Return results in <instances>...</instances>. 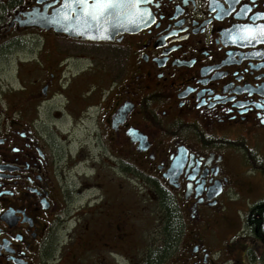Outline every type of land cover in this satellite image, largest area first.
I'll list each match as a JSON object with an SVG mask.
<instances>
[{"label":"flooded vegetation","instance_id":"1","mask_svg":"<svg viewBox=\"0 0 264 264\" xmlns=\"http://www.w3.org/2000/svg\"><path fill=\"white\" fill-rule=\"evenodd\" d=\"M117 3L0 0V264H264V0Z\"/></svg>","mask_w":264,"mask_h":264},{"label":"snow or ice","instance_id":"2","mask_svg":"<svg viewBox=\"0 0 264 264\" xmlns=\"http://www.w3.org/2000/svg\"><path fill=\"white\" fill-rule=\"evenodd\" d=\"M69 2L82 5L85 11L90 10L93 18L99 15L110 14L109 9L112 7L122 6L117 3V0H92L91 3H89V0H69ZM239 30L242 33V40L246 39L251 41L253 39H258L260 36H264V24L259 27L245 24L241 25Z\"/></svg>","mask_w":264,"mask_h":264},{"label":"rangeland","instance_id":"3","mask_svg":"<svg viewBox=\"0 0 264 264\" xmlns=\"http://www.w3.org/2000/svg\"><path fill=\"white\" fill-rule=\"evenodd\" d=\"M246 168V167H245ZM256 172L254 171H251L249 170L248 171V177L250 176H253L255 175ZM244 177H246L244 175ZM259 191H261V188L259 189ZM245 194H231V205L235 208H232L230 205H228L229 207L226 206L225 204V208H227V211L228 213H233V209L236 211V224H237V227L240 228L239 230L241 231H246L247 228L246 226L244 225L243 223V216L245 215L250 203H253L255 202L256 200L255 199H259V198H262L264 197V188L263 190L259 193V194H256V195H252V197L250 198H244ZM248 260V263L251 262V260H249V258H247ZM247 260H245L246 264H247Z\"/></svg>","mask_w":264,"mask_h":264},{"label":"trees","instance_id":"4","mask_svg":"<svg viewBox=\"0 0 264 264\" xmlns=\"http://www.w3.org/2000/svg\"><path fill=\"white\" fill-rule=\"evenodd\" d=\"M264 171V167H259ZM243 223L250 231L256 230L258 234H264V197L249 205Z\"/></svg>","mask_w":264,"mask_h":264},{"label":"crops","instance_id":"5","mask_svg":"<svg viewBox=\"0 0 264 264\" xmlns=\"http://www.w3.org/2000/svg\"><path fill=\"white\" fill-rule=\"evenodd\" d=\"M263 178H264V175H262L261 173L259 172H256L255 176H252L250 179H249V182L252 183V181H254L255 179L260 181V183L263 182ZM259 194V193H258ZM252 196L250 195H245L244 198H250ZM255 200H258V199H255Z\"/></svg>","mask_w":264,"mask_h":264}]
</instances>
